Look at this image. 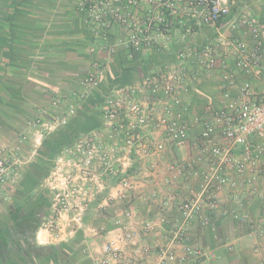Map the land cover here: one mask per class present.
Returning a JSON list of instances; mask_svg holds the SVG:
<instances>
[{"label":"built area","instance_id":"2783aa9c","mask_svg":"<svg viewBox=\"0 0 264 264\" xmlns=\"http://www.w3.org/2000/svg\"><path fill=\"white\" fill-rule=\"evenodd\" d=\"M255 4L264 10V0ZM79 10L93 40L89 53L97 57L74 88L51 93L48 106L0 134V209L12 201L41 140L66 128L98 97L94 110L102 125L65 147L56 171L46 179L53 198L44 230L56 239L74 235L96 204L101 211L118 200L145 199L163 176L168 183L180 179L188 184L180 201L175 196L159 199L157 190L151 194L162 211L176 208L180 213L167 243L129 253L136 234V216L129 210L117 216L116 234L100 257L84 251L87 264H194L211 256L190 246L191 224L204 227L228 219L249 227L257 264H264V91L246 81L233 97L235 77L222 75L220 106L206 104L202 116L191 118L186 104L196 78L222 73L228 60L234 71L264 83V28L258 18L246 6L233 12L230 0H81ZM223 22L228 30L247 31L251 40L220 36L201 47L190 46L197 30ZM175 37L186 45L173 63H163L129 85L108 82L109 58L120 49L162 54ZM101 52L107 57H99ZM194 124L202 126L195 159L168 162V153L189 146ZM194 180L198 187L190 184ZM250 196L263 211L259 222L228 205L241 208L243 198ZM165 223L161 217L140 224L144 232L158 233ZM152 256L155 263H149Z\"/></svg>","mask_w":264,"mask_h":264},{"label":"crops","instance_id":"0c3cea01","mask_svg":"<svg viewBox=\"0 0 264 264\" xmlns=\"http://www.w3.org/2000/svg\"><path fill=\"white\" fill-rule=\"evenodd\" d=\"M80 2L81 0H0V99L2 97L6 100L5 107L9 112L7 115L11 116L8 125L3 123L7 122L5 119L0 122L8 126L10 131L39 108L48 106L47 99L51 93L74 88L97 57L89 53L93 40L83 23ZM230 3L233 12H239L244 6L249 8L264 28V10L255 4V0H230ZM220 36L251 40L247 31L228 30L223 22L217 28L204 27L197 30L190 46L201 47L218 40ZM185 45L175 37L166 43V50L162 54L120 49L109 58L108 82L114 83L116 73L121 72L122 68L131 69L133 78L139 79L163 63H173ZM120 52L124 56L118 55ZM98 56L107 57L103 52ZM120 61L123 62L119 63ZM227 65L228 68L222 73L201 74L196 78L186 98L189 117L202 116L206 104H222V75L235 77V84L230 88L233 97L238 95L240 86L246 81L264 91V83L234 71L231 60H228ZM4 111H0V116L5 115ZM201 129V125L194 124L190 131L189 146L168 153V162L186 164L194 160L198 153L196 144ZM43 141L44 138L41 144ZM198 166L206 168L203 163ZM157 184L158 186L149 187L150 191H147L146 198L142 200H118L101 211L96 209V204L84 219L81 230L60 239L54 238L48 230H40V227L34 230L27 223L25 214L34 212V208L43 206L45 201L38 187L30 192L24 191V188H16L17 193L14 192L10 206L0 209V264H87L89 258L84 251L88 249L91 256L100 257L106 242L116 234L113 230L117 216L129 210H133L136 216L135 245L129 248V253L134 254L145 245L162 247L170 239V231L174 223L178 222L180 213L176 208L162 211L159 200H152L151 194L153 190H157L159 199L175 196L180 201L186 195L188 184L180 179L168 183L163 176L158 178ZM190 184L198 187L199 181L194 180ZM25 186H28L27 183ZM228 205L232 209H238L241 214H248L256 222L261 220L263 211L260 203L251 196L243 198L241 208L232 202ZM46 206L49 209L48 203ZM161 217H165L166 223L158 233L143 231L140 224L142 221H159ZM188 237L192 248L201 249L211 256L194 264L258 263L253 253L254 240L249 236V227L241 226L234 220H214L213 224L204 227L194 222L189 227ZM229 244H232L231 249ZM149 263H155V257L152 256Z\"/></svg>","mask_w":264,"mask_h":264},{"label":"trees","instance_id":"16d2710c","mask_svg":"<svg viewBox=\"0 0 264 264\" xmlns=\"http://www.w3.org/2000/svg\"><path fill=\"white\" fill-rule=\"evenodd\" d=\"M123 54L124 53L122 52L118 53L120 56H124ZM122 62L123 61H120L119 63ZM136 80L137 79L133 78L131 69L122 68L121 72L116 73V80L114 84L122 86L129 85ZM98 102H100V98L98 97L90 99L85 107L79 111L78 115L70 121L66 128L60 129L44 138L42 146L39 150L40 164L37 163L33 165L29 171L25 173L28 177L27 182H22L20 184L21 188H24V191L30 192L32 189L37 188L40 181L49 172L47 169L48 164L52 162L55 156L59 154L62 149L74 144L82 134L98 129L102 125L100 113L94 110L95 105ZM25 183H27L28 186H25ZM27 219L31 220L30 218ZM39 226L40 223L38 222L35 224L34 230L38 229ZM78 235H81V233H78Z\"/></svg>","mask_w":264,"mask_h":264},{"label":"rangeland","instance_id":"374dc122","mask_svg":"<svg viewBox=\"0 0 264 264\" xmlns=\"http://www.w3.org/2000/svg\"><path fill=\"white\" fill-rule=\"evenodd\" d=\"M46 102V101H45ZM5 105H6V100L5 99H3L2 97H1V99H0V111H4V109H5V115H3V116H0V120H7V122H3V123H7L6 125H8V121L10 120L9 118H11V116H8L7 115V112H8V109L6 110V107H5ZM9 113V112H8ZM10 122V121H9ZM8 127V126H7ZM6 126H5V124H2V122H0V134L2 135V134H4V133H6V132H10V130H9V128H7ZM41 148V147H40ZM40 148L38 149V152L34 155V159H33V162H32V164L30 165V166H28L27 167V169H26V171L27 170H29L33 165H35V164H40V156H39V150H40ZM64 149H62V151H63ZM61 151V152H62ZM61 152L59 153V154H57L56 156H55V158L52 160V162H50L49 164H48V166H47V169H48V174L40 181V183L38 184V190L40 191V193H41V195H43V197H44V199H45V201H47L46 203H48V206H49V209L48 208H46V209H44V210H39V218H40V228H43L44 229V225L48 222V220L51 218V216H52V211H51V204H52V198H53V194H52V190L50 191V189H49V186H48V183H47V181H46V179L48 178V177H50L51 175H52V173L53 172H55L56 170H55V167H56V161H57V157L61 154ZM19 186V185H18ZM18 188V187H17ZM10 204H11V201L6 205V206H4L3 208H7V206H10ZM41 213H42V216H41ZM89 213V212H88ZM87 213V215H89Z\"/></svg>","mask_w":264,"mask_h":264},{"label":"flooded vegetation","instance_id":"af4514ba","mask_svg":"<svg viewBox=\"0 0 264 264\" xmlns=\"http://www.w3.org/2000/svg\"><path fill=\"white\" fill-rule=\"evenodd\" d=\"M29 170H27L26 172H28ZM25 172V173H26ZM24 173V175H23V178H22V181L20 182V184L22 183V182H24V181H27V174H25ZM20 184H19V186H18V188L20 189L21 188V186H20ZM15 193H17V192H15ZM12 201H13V197H12ZM11 201V202H12ZM44 203H43V206L42 205H39V206H37V207H35L34 208V212H30L29 214H25V218L27 219V218H30L31 220H28L27 219V223L30 225V226H35V224H37L38 222L40 223V218H39V210L41 209V210H44V209H46L47 208V206H46V202L45 201H43ZM41 216H42V213H41ZM28 229H31L30 227H28Z\"/></svg>","mask_w":264,"mask_h":264}]
</instances>
